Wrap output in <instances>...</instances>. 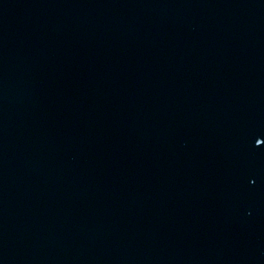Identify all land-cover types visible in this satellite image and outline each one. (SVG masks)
I'll return each instance as SVG.
<instances>
[{
  "label": "water",
  "instance_id": "95a60500",
  "mask_svg": "<svg viewBox=\"0 0 264 264\" xmlns=\"http://www.w3.org/2000/svg\"><path fill=\"white\" fill-rule=\"evenodd\" d=\"M0 264H264V0H0Z\"/></svg>",
  "mask_w": 264,
  "mask_h": 264
},
{
  "label": "snow or ice",
  "instance_id": "6c2138e0",
  "mask_svg": "<svg viewBox=\"0 0 264 264\" xmlns=\"http://www.w3.org/2000/svg\"><path fill=\"white\" fill-rule=\"evenodd\" d=\"M256 143H257V145H259L261 143V141L260 140H257Z\"/></svg>",
  "mask_w": 264,
  "mask_h": 264
}]
</instances>
